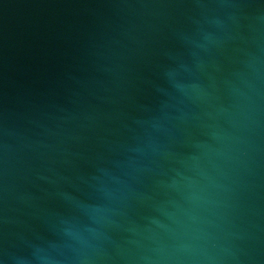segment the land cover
I'll return each mask as SVG.
<instances>
[{
	"label": "water",
	"instance_id": "95a60500",
	"mask_svg": "<svg viewBox=\"0 0 264 264\" xmlns=\"http://www.w3.org/2000/svg\"><path fill=\"white\" fill-rule=\"evenodd\" d=\"M0 264H264V0H0Z\"/></svg>",
	"mask_w": 264,
	"mask_h": 264
}]
</instances>
